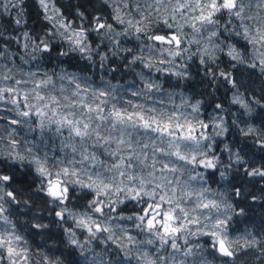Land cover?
<instances>
[{"label": "snow or ice", "instance_id": "obj_1", "mask_svg": "<svg viewBox=\"0 0 264 264\" xmlns=\"http://www.w3.org/2000/svg\"><path fill=\"white\" fill-rule=\"evenodd\" d=\"M4 16L0 264H264V0Z\"/></svg>", "mask_w": 264, "mask_h": 264}, {"label": "trees", "instance_id": "obj_2", "mask_svg": "<svg viewBox=\"0 0 264 264\" xmlns=\"http://www.w3.org/2000/svg\"><path fill=\"white\" fill-rule=\"evenodd\" d=\"M62 2L66 3L67 0H62ZM27 4L28 5H34V0H27ZM14 15V14H13ZM11 18L8 17V16H4L2 18H0V28H7L8 27V22ZM255 213H256V223L258 224L259 223V213H260V210L259 209H256L255 210ZM37 240L39 241V238H37Z\"/></svg>", "mask_w": 264, "mask_h": 264}]
</instances>
